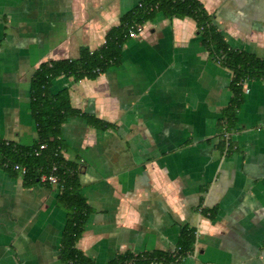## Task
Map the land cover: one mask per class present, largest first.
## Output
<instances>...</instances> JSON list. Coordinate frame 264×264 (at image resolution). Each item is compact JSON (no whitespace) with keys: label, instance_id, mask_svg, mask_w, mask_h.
Instances as JSON below:
<instances>
[{"label":"crops","instance_id":"0c3cea01","mask_svg":"<svg viewBox=\"0 0 264 264\" xmlns=\"http://www.w3.org/2000/svg\"><path fill=\"white\" fill-rule=\"evenodd\" d=\"M138 1L0 0V138L35 142L34 69L77 57L81 45L97 48ZM200 1L232 47L264 57V0ZM231 76L192 18L158 13L126 39L118 64L95 78L52 80V92L67 87L72 106L111 123L71 116L60 127L92 209L76 246L95 264L171 250L182 224L195 240L178 264H264V78L246 80L227 128ZM58 191L0 166V264H62Z\"/></svg>","mask_w":264,"mask_h":264},{"label":"trees","instance_id":"16d2710c","mask_svg":"<svg viewBox=\"0 0 264 264\" xmlns=\"http://www.w3.org/2000/svg\"><path fill=\"white\" fill-rule=\"evenodd\" d=\"M158 13L167 18H192L196 24V33L210 57L232 71V95L223 109L227 128L235 124L236 111L242 102L243 82L254 77L264 78V57L232 47L224 32L213 21V13L208 12L200 0H139V4L121 14L118 24L107 29L104 42L97 48L90 49L87 45H81L79 55L75 58L41 61L30 78L29 111L35 121L38 138L27 145L0 138V166L16 171L3 166L5 160L24 165L27 170L22 174L23 182L27 185L37 182L51 184L42 181L41 174L56 175L59 185L57 202L67 212L61 237L62 264H95V261L76 246L92 209L81 190L79 174L82 166L77 160L63 156V150L67 147L61 138L60 127L71 116H80L96 127H106L111 123L72 106L67 87L52 92V80L60 75L71 76L74 80L95 78L110 65L118 64L122 46L129 37V26L142 25ZM40 143L45 144L41 149ZM35 150H39V153H35ZM203 212L212 218L215 208L204 209ZM194 240L195 229L182 224L173 249L118 253L108 264H151L153 260L162 264H178L192 252Z\"/></svg>","mask_w":264,"mask_h":264},{"label":"built area","instance_id":"2783aa9c","mask_svg":"<svg viewBox=\"0 0 264 264\" xmlns=\"http://www.w3.org/2000/svg\"><path fill=\"white\" fill-rule=\"evenodd\" d=\"M137 3L139 4V1ZM141 29H142V25H137V26L130 25L129 28H128V36L129 37L137 36L138 33L141 31ZM245 82L246 81L243 82V91H247L248 90V88L245 85ZM44 146H45L44 143H40L39 144V148L40 149L43 148ZM35 153H39V150H35ZM3 166L10 167L11 169L16 170V171H18V172H20L22 174L24 172H26V170H27V168L24 165L20 164L19 162H10L8 160H5L3 162ZM53 168H54V166H53ZM41 180L42 181H48L51 184H57V177L53 173H43V174H41ZM151 264H161V263L159 261L153 260L151 262Z\"/></svg>","mask_w":264,"mask_h":264}]
</instances>
